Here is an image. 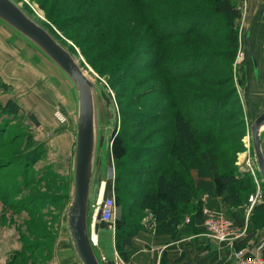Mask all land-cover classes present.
<instances>
[{"label":"rangeland","instance_id":"obj_1","mask_svg":"<svg viewBox=\"0 0 264 264\" xmlns=\"http://www.w3.org/2000/svg\"><path fill=\"white\" fill-rule=\"evenodd\" d=\"M16 1L28 12L31 10L29 13L55 35L79 59L90 76L98 81L102 90L100 104L103 119L105 117L104 124L107 123L109 126L114 110V102L110 94L115 97L117 103L119 102L114 135L117 131H126L130 151L133 145L140 141L134 135V132L140 129L130 125L146 120L145 115L136 113H145V111L154 113L157 111V104L170 101L158 95L165 94L159 86L163 85V81L166 82L167 76L165 73L157 76L152 75V71L147 74L140 71L133 78H128L130 73H135L144 63L150 61V56L139 59L130 58L137 63L127 75L112 73V62L120 52L135 49V44L140 39L136 40L134 36L145 33L149 29L153 13L156 16L171 10L206 7L212 4V0H122L118 7H112L107 12V15H112V20L104 32L106 33L103 40L105 44L96 43L91 47L88 45H92L95 39L94 36L90 37V34L98 32V25L97 23L89 24L88 18L98 20V14L103 10L100 5L92 8L89 7V3H85L77 11L57 12L54 9V12L49 14L47 8L50 7L51 0ZM54 1L60 3L58 7L61 5L62 0ZM224 1L234 3L241 13L240 18L235 21L239 45L233 53L235 55L233 64H230L229 56H222V59L213 65L222 73L218 75L210 73L211 75L205 80L186 82L183 89L185 93H182L183 99L180 95L176 102L182 105L183 111L188 116L192 115L194 105H187L188 101L201 92L212 94L226 89L230 83L224 82L217 85L215 78L221 79L232 72L233 84L237 88V95L243 106L241 118L238 121L240 132L235 128L227 130L223 134L229 138L226 141H218L220 149L224 153L228 152V157L232 160L231 164L238 169L237 172L244 174L241 166L253 154L249 144L250 119L258 115L264 107V0ZM43 3L47 8L42 6ZM62 6L66 9L72 8V0L66 1V5L62 4ZM76 15L84 16V22L68 21L70 19L68 17L73 18ZM211 26L212 32L207 39L214 43L190 37L174 42L173 45L177 48L184 47V51L191 52L192 50L205 51L215 47L221 48L219 51L223 53L227 52L228 48L225 47L229 32L227 22L217 19L211 21ZM249 30H252L251 40L258 59V75L255 74L252 60L246 50L245 37ZM95 36L98 35L95 34ZM153 39L155 34L149 40ZM172 49L173 47L168 46L169 51ZM181 66L177 65L179 69ZM25 67L23 72L25 85L11 86L0 91V105H5L13 99L24 111L17 118L4 115L2 119L0 116V264H57L56 252L63 237L61 234L63 217L72 191L76 139L74 116L71 113L72 107L62 99L60 94L47 83L41 82L43 78L40 79V75L38 76L29 66L25 64ZM4 75L11 76L10 73ZM144 80L150 83L146 84ZM168 81L169 78L167 83ZM151 88L155 89L154 92L158 96L156 95L155 100L150 99L145 102L144 97L147 90ZM237 95L233 98L238 97ZM141 101H143L142 104ZM234 106L239 108L240 104L235 103ZM174 112L172 110V113H166L160 122L152 123L143 132L160 127L161 130L166 131L167 137H173L172 114ZM29 114L35 115L39 124L34 122ZM107 125L102 132L103 149L106 148V142L112 132ZM124 126L127 127L125 130ZM199 135L208 138L211 134L209 131L201 130ZM234 136H238L236 141L232 140ZM30 138L31 141H29ZM161 139L148 140L143 144L157 143ZM33 153L39 154L38 161L35 164L25 163L26 157ZM110 167L116 169L112 151H110L109 169ZM107 190L106 185L105 196L109 195ZM254 191L255 183L252 193ZM252 193L247 196V200ZM211 210L233 220L230 208ZM254 213L255 211L250 217L249 225ZM100 224L97 227L96 241L100 248L102 246L105 255H112L113 225ZM256 227L255 234L245 245L235 247L234 264L237 261L236 255L239 253L246 257L264 256V224L259 222ZM248 234L247 231L246 237L240 241H244ZM228 245L229 243H226L218 248L221 247L223 250ZM225 259L229 261V258Z\"/></svg>","mask_w":264,"mask_h":264},{"label":"trees","instance_id":"obj_2","mask_svg":"<svg viewBox=\"0 0 264 264\" xmlns=\"http://www.w3.org/2000/svg\"><path fill=\"white\" fill-rule=\"evenodd\" d=\"M51 1L49 8L45 3L42 4L44 8H47L49 14L54 12V9L57 12L77 11L85 3H89V7L92 8L95 5L102 7L103 10L98 14V20L88 18L89 24L97 23L98 25V32L90 34V37L94 36L95 39L92 45H88L91 47L96 43L98 45L105 44L103 40L106 33L104 32L112 20V15H107V12L122 3V0H72L73 7L66 9L62 4L65 6L68 0H62L59 7V2ZM240 16L241 13L234 3L224 0H212V4L206 7L171 10L156 16L153 13L149 29L145 33H138L134 36L136 40L140 39L135 44V49H126L120 52L112 62V73L127 75L137 63L132 61L133 58L150 56V61L144 63L135 73H130L128 78H133L140 71L146 72V74L152 71V75L157 76L165 73L167 80L169 78L168 83L166 80V82L163 81V85L159 86L165 94L158 95L170 101L160 105L155 103L157 111L154 113L147 111L136 113L141 116L145 115L146 120L130 125V127L140 129L138 132H134L140 141L133 145L132 150L128 149L129 142L126 131H117L112 139L111 151L116 167L114 187L116 202L122 206L125 214L127 205H129V213L136 215L139 209L141 213L143 210H150L159 222H163L168 227L176 223L173 221L181 223L192 213L196 219H200L203 223V207L199 199L206 196L207 198H220L226 208L232 210L233 221L240 226L244 224L242 211L247 203V196L254 190L253 179L247 173L237 172L238 169L231 164L232 160L228 157V152L224 153L220 149L218 141H226L229 138L223 134L227 130L235 128L240 132L238 121L241 118L243 106L239 95H237V88L233 84L232 72L221 79L215 78L217 85L224 82L230 83L226 89L212 94L201 92L188 101L187 105H194L192 115L188 116L183 111L182 105H178L176 102L180 95L183 99L182 93H185L183 89L186 82L202 81L207 79L206 77L210 76V73L216 75L222 73L221 70H217L213 66L222 59V56H229L230 64H233L235 59L233 53L239 45L235 21ZM68 18H70L68 21L84 22L85 17L76 15L73 18ZM217 19L225 20L229 27L227 45L225 46L228 48L227 52L223 53L219 51L221 48L215 46L214 49L192 50L191 52L184 51V47L177 48L173 45L174 42H180V40L190 37L214 43L207 39V36H210L212 32L211 21ZM153 34H155V39L149 40ZM168 46L173 49L169 51ZM130 58L132 59L130 60ZM177 65L182 66L179 69ZM145 83L150 82L145 81ZM0 86L4 89L10 87L2 82L1 77ZM154 91L155 89L152 88L147 90L144 97L145 102L156 99L157 94ZM236 95L238 97L233 98ZM235 103L240 104L239 108L234 106ZM116 104L118 106L119 102L116 101ZM172 110L175 111L172 114L173 137H167L166 131L161 130L160 127H154L146 133L143 132L152 123L160 122L166 113H172ZM21 112L24 111L13 99L5 105H0L2 119L4 115L17 118ZM29 117L39 124L35 115L29 114ZM126 128L124 126V130ZM201 130L209 131L211 135L208 138L200 136ZM156 138L162 139L157 143L143 144ZM237 139L238 136L232 138L234 141ZM38 156L37 153L30 154L26 157L25 163L35 164L38 161ZM129 158H131L130 162ZM136 202L140 207H134ZM254 211L253 220H251L248 229V237L244 240L245 242L240 240L235 242L236 247L245 245L253 237L259 222L264 224V204L258 205ZM126 221L127 219L124 217L119 218L116 221L117 229L124 230ZM124 233L123 245H117V249L120 255L127 260V253L123 250V246L129 242L130 235L127 232ZM104 264H115V262L112 260Z\"/></svg>","mask_w":264,"mask_h":264},{"label":"water","instance_id":"obj_3","mask_svg":"<svg viewBox=\"0 0 264 264\" xmlns=\"http://www.w3.org/2000/svg\"><path fill=\"white\" fill-rule=\"evenodd\" d=\"M246 50L258 75V59L251 40ZM0 45L24 65L29 66L56 90L71 107L75 124V149L70 201L61 228L62 242L56 252L57 264L71 246L79 264H104L96 247L95 226L106 192L109 157L116 131L117 104L109 126L101 110L102 90L79 59L16 0H0ZM111 128L106 148L102 132ZM250 142L260 178L264 184V107L249 123ZM100 156L102 158H100Z\"/></svg>","mask_w":264,"mask_h":264},{"label":"crops","instance_id":"obj_4","mask_svg":"<svg viewBox=\"0 0 264 264\" xmlns=\"http://www.w3.org/2000/svg\"><path fill=\"white\" fill-rule=\"evenodd\" d=\"M7 65L8 69L5 70ZM25 68L23 63L0 45V77L3 83L5 81L10 87L25 85L23 77ZM7 73L11 76L4 75ZM39 78L42 79L41 76ZM41 82L46 84L44 80ZM0 91H4V88L1 87ZM199 200L203 208L215 210L226 208L220 198L205 196ZM138 206L140 207L136 202L134 207ZM128 208L129 205H127L125 214L122 206L118 205V219L124 217L127 221L124 230L117 229L116 225L113 228L112 255H105L102 246L100 248L96 241L97 250L104 263L113 260L115 264H228L229 262V264H234L236 243L229 244L223 250L221 247L218 248L223 244L213 241L206 235L202 221L196 219L194 213L187 216L181 223L173 221L176 223L168 227L163 222H159L150 210H143L141 213L140 209H136L137 214L134 215L128 212ZM99 224L95 226V238ZM124 232L130 235L129 242L123 246V250L127 253V260L120 255L117 249V245H123ZM218 250L222 251L218 252ZM64 252L65 259L60 264H79L71 246H66ZM225 258H229V261Z\"/></svg>","mask_w":264,"mask_h":264},{"label":"built area","instance_id":"obj_5","mask_svg":"<svg viewBox=\"0 0 264 264\" xmlns=\"http://www.w3.org/2000/svg\"><path fill=\"white\" fill-rule=\"evenodd\" d=\"M249 144L252 150L250 136ZM251 156L252 157L241 166V170L244 173L249 174L255 183V191L249 196L245 205L244 225H237L233 220L227 218L222 213L212 211L207 207L203 208V225L205 227L206 235L219 244H233L244 239L247 235L248 225L253 211L258 205L264 204V184L260 178L253 154ZM115 173L116 169L114 167L111 169L110 167L107 181V193H109V195L104 196L97 217L98 223L113 225V228L118 220V204L116 202L114 188L116 180ZM236 258L237 261L235 264H264V256L261 255L246 257L239 253L236 255Z\"/></svg>","mask_w":264,"mask_h":264},{"label":"bare ground","instance_id":"obj_6","mask_svg":"<svg viewBox=\"0 0 264 264\" xmlns=\"http://www.w3.org/2000/svg\"><path fill=\"white\" fill-rule=\"evenodd\" d=\"M96 239V238H95Z\"/></svg>","mask_w":264,"mask_h":264}]
</instances>
